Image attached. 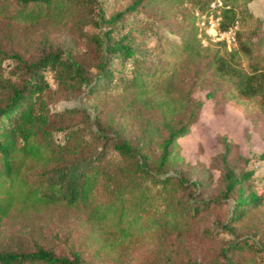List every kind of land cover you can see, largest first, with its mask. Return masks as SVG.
<instances>
[{
	"label": "trees",
	"instance_id": "16d2710c",
	"mask_svg": "<svg viewBox=\"0 0 264 264\" xmlns=\"http://www.w3.org/2000/svg\"><path fill=\"white\" fill-rule=\"evenodd\" d=\"M251 1L223 0L220 29L241 18L254 19L248 9ZM209 2L132 0L105 16L96 11L101 9L97 0H0V20L7 23L71 16L79 27L97 28L85 34L94 55L93 74L71 53L18 58L25 77L6 85L0 98V228L15 207L59 205L81 212L86 225L112 246L146 233L186 231L211 202L231 200L225 214L231 226L261 204L262 195L245 187L251 171L236 167V144L226 136L219 138L218 198H202L211 180L203 169H194L192 177L187 166L177 164V140L188 134L202 107L195 91L206 89L205 97L214 105L229 102L264 118V54L245 28L236 29V46L229 50L202 44L193 12L206 10ZM159 3L181 5L189 12L185 24L175 30L176 40L169 36L147 46L119 30L125 12ZM42 69L54 70L60 81L76 84L88 96L120 84L133 113L105 120L96 105L77 107L54 114H72L69 121L55 124L48 114ZM57 132L62 133L59 141ZM246 251L250 257L264 252V242L233 237L212 262L186 264H242ZM0 264L86 263L77 252L68 257L39 244L1 247Z\"/></svg>",
	"mask_w": 264,
	"mask_h": 264
},
{
	"label": "rangeland",
	"instance_id": "374dc122",
	"mask_svg": "<svg viewBox=\"0 0 264 264\" xmlns=\"http://www.w3.org/2000/svg\"><path fill=\"white\" fill-rule=\"evenodd\" d=\"M131 1L97 0L101 9L96 11L108 16ZM248 9L254 19L241 18L236 23V29L245 28L251 32L255 48L264 54V0H252ZM188 13L184 6L177 4L159 3L140 7L137 12H125L119 30L128 31L141 38L147 46H152L169 36L176 40L178 34L175 30L185 24ZM95 32V26L86 24L79 27L71 16L47 18L35 24L0 20V98L6 91V85L17 84L25 77L18 58L29 61L49 51L61 55L71 53L81 58L84 67L93 74L94 55L85 34ZM207 44L222 45L214 42ZM39 72L41 80L47 84L44 97L48 114L52 115L51 120L55 124L69 121L72 114L60 117L54 114L77 107L92 109L96 105L102 110L101 116L105 120H120V115L129 118L133 113V107H128L130 98L120 94V84L118 87L111 84L108 91L88 96L76 84H70L68 80L60 81L54 70L42 69ZM206 91L200 89L193 93L202 100V107L188 134L177 140L180 158L177 164L183 169L187 166L192 177L194 169H203L211 180L210 188L202 198H218L222 187L217 167L222 150L219 138L226 136L234 142L238 154L236 167L251 171L245 187L262 195L261 204L241 222L234 226L225 223L226 210L231 201L227 199L226 204L211 202L186 231L146 233L111 246L101 234L86 225L83 214L77 210L59 205L36 210L15 207L0 228V248L21 245L33 248L41 244L56 254L68 257L77 252L86 264H186L188 260L212 262L217 250L233 237L249 243L264 242V158L260 157L264 150V118H254L257 113H245L229 102L214 105V100L205 97ZM61 139L62 133L57 132L55 140ZM242 258V264H264L263 251L255 252L252 257L246 251Z\"/></svg>",
	"mask_w": 264,
	"mask_h": 264
},
{
	"label": "built area",
	"instance_id": "2783aa9c",
	"mask_svg": "<svg viewBox=\"0 0 264 264\" xmlns=\"http://www.w3.org/2000/svg\"><path fill=\"white\" fill-rule=\"evenodd\" d=\"M223 0H210L207 9L195 11L196 22L200 30L201 42L220 43L228 49L236 44V24L227 29H220L221 8Z\"/></svg>",
	"mask_w": 264,
	"mask_h": 264
}]
</instances>
